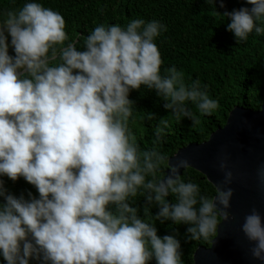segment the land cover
<instances>
[{
    "label": "clouds",
    "instance_id": "obj_1",
    "mask_svg": "<svg viewBox=\"0 0 264 264\" xmlns=\"http://www.w3.org/2000/svg\"><path fill=\"white\" fill-rule=\"evenodd\" d=\"M211 3L216 10V0ZM245 3L222 14L237 44L251 34L264 37V0ZM165 31L161 21L139 17L125 25L98 24L78 48L65 46V19L40 0L6 12L0 22L5 264H183L179 233L160 237L157 222L186 225V240L217 236L221 219L229 218L232 172L221 162L224 181L209 196L182 178L188 160L171 163L156 146L172 120L187 118L195 126L218 108L198 78L186 82L175 66L161 72L155 40ZM141 86L169 111L156 122L151 148L140 146L130 126L137 108L129 95ZM3 177L23 178L38 196L10 193ZM241 231L252 244L251 257L264 264V216L256 208Z\"/></svg>",
    "mask_w": 264,
    "mask_h": 264
},
{
    "label": "trees",
    "instance_id": "obj_2",
    "mask_svg": "<svg viewBox=\"0 0 264 264\" xmlns=\"http://www.w3.org/2000/svg\"><path fill=\"white\" fill-rule=\"evenodd\" d=\"M62 14L65 19V31L69 42L82 48L84 39L98 24L125 25L131 19H153L166 25L155 42L162 58L161 72L175 66L184 74L186 82L199 79L207 85L209 95L218 100V108L211 116L200 117V123L194 126L190 119L179 123L171 121L169 130L156 145L170 158L177 150L190 143H202L210 134L225 125L230 111L242 107L259 110L264 99V37L251 34L248 41L237 44L234 35L226 30L227 18L222 16L242 6H248L245 0H216V10L211 0H40ZM25 0H0V22L6 18V12L21 7ZM217 11V12H216ZM219 13V14H218ZM221 14V15H220ZM10 54L11 49H10ZM129 99L134 101L137 110L130 118V126L135 132L142 148H151L154 140L156 122L169 115L163 108V102L154 92L141 86L140 91L130 92ZM195 111V109H193ZM152 113L155 120H147ZM182 178L198 183L202 193L215 195V188L204 176L192 168L182 172ZM6 189L16 195L30 191L38 196L36 189L23 178L16 182L3 177ZM137 206L145 201L137 197ZM171 197L169 201L171 202ZM2 202V200H0ZM155 214L158 209L152 208ZM141 215H143L141 211ZM157 234L163 237L179 233L183 264H194L193 253L198 247H209L214 238L186 240V225H174L171 221L157 222ZM0 264H5L0 257ZM31 264H36L32 261ZM150 264H155L153 260Z\"/></svg>",
    "mask_w": 264,
    "mask_h": 264
},
{
    "label": "water",
    "instance_id": "obj_3",
    "mask_svg": "<svg viewBox=\"0 0 264 264\" xmlns=\"http://www.w3.org/2000/svg\"><path fill=\"white\" fill-rule=\"evenodd\" d=\"M186 159L216 189L224 181L221 162L232 172L229 218L221 219L209 247H198L194 264H261L241 231L244 217L256 208L264 216V99L259 110L234 107L223 127L202 143H190L171 156ZM185 170V169H184ZM184 170H181V174Z\"/></svg>",
    "mask_w": 264,
    "mask_h": 264
}]
</instances>
